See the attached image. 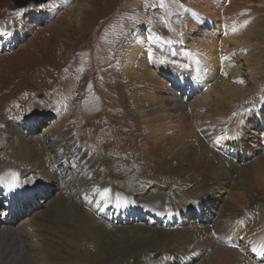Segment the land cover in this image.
Masks as SVG:
<instances>
[{"label":"bare ground","instance_id":"obj_1","mask_svg":"<svg viewBox=\"0 0 264 264\" xmlns=\"http://www.w3.org/2000/svg\"><path fill=\"white\" fill-rule=\"evenodd\" d=\"M240 1L189 0L184 5L177 3L179 12L184 15V27L182 30L176 29L173 37H169L170 34L167 31H164V37H161L155 29L147 30L143 26L130 23L127 31L119 40L118 54L112 63L116 71L115 97L119 96L120 99L121 92L126 95L124 105L120 104L121 114L126 120H129H127L129 123L137 124V129H140L142 136L146 138L144 152L147 153L148 150H151L156 155V159L170 171L178 174V179L184 184H189L194 180L189 172L194 171L202 175V184H204L202 188L197 187L198 191L195 190L200 194L197 197H192L194 200L190 199V201L182 203L179 208H173L179 209L180 213H178L167 211L163 205L154 203L149 197L136 198L129 194L125 195L113 186L101 189L99 178L97 179L94 175L95 172L90 170L91 167H86L85 160L82 159L83 156L77 155L78 150L72 144L69 151L76 158L71 157L68 150L64 152L62 160L57 159L60 157L59 150V155H54L57 164L53 167L60 172L61 176L64 175L63 182L60 180L58 186L54 184L57 190L59 187L58 196L61 195L62 185H72L73 181L80 182L85 190L87 188L90 191L100 192L101 197L98 202L101 205L100 213L108 215V222H111L112 216H115L121 228L113 234V237H110L115 240L113 249L111 240L106 239L109 230L102 228L104 225L98 224V219L92 213L73 201L62 202L67 207L51 204L46 210L54 220L55 225L52 227L50 235L53 238L34 231L32 227L34 224L44 226L41 220V223L31 222L27 218L26 224H24L25 227L30 226L29 236L38 241L39 237L46 238L47 242H36L39 248L36 247V250L41 252L43 260L50 264L51 261L52 264H73L72 255L76 253L79 245L76 240L82 233V228L88 227V229H92V235H89L100 240L104 245V254L112 261L119 254L123 256L136 255L137 250L158 248L159 245L161 248L176 243L173 246L176 248H172V253L148 264H168L173 260V255L180 259L178 264H195L191 256L199 255V259H201L199 264H225L221 260L225 251L230 254V256H226L228 264H255L244 251L240 241L246 236L243 233L244 230L251 232L249 235L251 240L259 238L261 231H264V229L256 231L257 228H264V205L262 203L257 207L252 205V207L246 208V214L243 213L245 210L240 206L245 208L253 204L260 194L264 197V90L261 85V75L264 72V17H262L261 11L253 12L254 15L246 20L241 13L245 11H241L238 16L236 13L242 7ZM244 4L250 5V1H245ZM69 6L71 9L82 5L72 2ZM246 11L248 14V9ZM215 13L217 14L214 15ZM38 15L41 16V13L38 12ZM222 17L231 20L232 23L224 22V38L218 39L220 34L212 28L208 30V25L217 23V18L220 20ZM240 18L244 22L241 27L239 25ZM200 28L204 29L201 32L202 35H200ZM236 28H241L242 33L244 31L241 39L237 36ZM20 32L22 29L18 28L17 32L12 31L4 36L8 38V43H15L19 41ZM192 34L197 37H190ZM192 40L198 44L195 45ZM172 47L171 56L176 55L177 52L180 54V57L175 61H171L168 56L164 55L167 49ZM183 51L189 53L190 61L183 57ZM239 57L245 58L247 63H241ZM178 71H180L179 75ZM169 78L181 82L171 83L174 87L179 88L181 94L184 93L183 97L181 96L183 100L176 89H173V92L168 95L160 94L162 84V88L169 89L165 84ZM161 79L162 82H160ZM158 83H161V86H158ZM196 91L199 92L196 97L191 95ZM243 108H245V112L242 116ZM212 113L216 116H213ZM51 117L60 118L61 114L53 112L45 114L41 118L45 120ZM219 117L222 118L219 119ZM235 118L240 119L237 132L235 129L221 126L222 122L226 124V121H233ZM196 119H198L195 126L197 133L190 123V120ZM30 121L36 122L37 117H29L21 122V125L24 124L28 131L35 132L34 130L41 123L30 126ZM213 121L217 124L219 122L220 125L210 128ZM47 129L45 128V130ZM64 133L66 135L68 131ZM25 139L22 137L24 151L30 155L31 162L35 167L44 170L37 172V175L48 184L47 174L54 172L52 166L50 169L46 168L45 160L49 161V158L40 159L41 155L35 149L37 146L34 147L32 142ZM60 139L55 140L57 142L54 145L59 147L64 142L66 146L68 139L65 138L62 141ZM204 139L208 142L209 147L203 142ZM241 156L245 160L248 159L246 165L238 166L232 163L233 159L244 160ZM68 163H70L69 166ZM79 164L82 168L79 167ZM34 170L37 169L34 168ZM29 175L30 173L24 169L23 172L16 169V173L12 175L13 178L0 177V191L4 195L3 200L8 203L4 209L0 210V233L8 228H14V225L23 219L17 217L18 213L25 210L23 200L29 195L33 199L32 191H36L40 187L37 186L40 184L39 181L36 184L30 183L32 177ZM86 182L90 184L84 186ZM225 186L232 188V197L236 200H228L231 195L226 197L219 195L218 197V193L212 195L209 192L211 189L225 188ZM49 188L53 189L49 184L43 187V189ZM201 191L204 192V195H201ZM64 196L60 199L63 200ZM212 199L219 200L220 208L216 207V210L211 208V212H204V204H207V209L208 204L214 202H208ZM111 203L115 205V208L104 211L105 207ZM211 206H216V204ZM189 208H194V212H191ZM8 211L12 215L10 220L6 214ZM183 212L186 214L184 217ZM26 213L32 214L31 211ZM148 213H153L157 219H161L164 226L148 229L145 221L149 216ZM239 215L247 219L244 223H250L249 229H245L244 225H239L240 223L236 219ZM194 217H196L194 220H189ZM41 218L43 217L41 216ZM186 221L189 222L190 227H187ZM70 222L72 225L69 224ZM212 235H228L233 238L232 241L226 239L224 247L220 244V249L210 251L206 257V252L200 253L203 251H198L194 256L196 249L208 247L207 243L212 239ZM57 240L58 242L62 241L64 247L61 251L62 262L58 261V263L55 261L58 259L59 253L51 254L49 243L54 241L52 243L57 244ZM22 243L26 245L25 250L26 247L29 248V252H23L22 249L17 264H29L30 257L32 258L35 253L33 252L35 245L31 242L26 244L24 239ZM262 243L260 241L261 245ZM2 250L4 248L0 247V262L4 255H2ZM186 251H189L188 254ZM132 264L140 263L134 261Z\"/></svg>","mask_w":264,"mask_h":264},{"label":"rangeland","instance_id":"obj_2","mask_svg":"<svg viewBox=\"0 0 264 264\" xmlns=\"http://www.w3.org/2000/svg\"><path fill=\"white\" fill-rule=\"evenodd\" d=\"M188 1L50 0L41 5L31 3L24 8H16L13 0H0V33H3L0 34V177L13 178L12 175L16 173V169L21 170V172L24 169L30 173L29 177H32L31 184L40 182L37 185L40 187L36 191H32L33 199L29 195L23 200L25 210L17 215V217L23 219L18 222L16 220L17 223L14 228H8L0 233V247L4 248L2 250L3 259H1L2 263L0 262V264L19 263L22 249L23 252H29L28 247L25 250L26 245L22 243L23 239L26 244L31 242V244L35 245L33 251L35 253L32 258L30 257L29 264H50L43 260L40 255L41 252L36 250V242H44L46 238L39 237L40 240L38 241L36 238L29 236L28 229L30 226H24L26 224L25 220L28 218L31 222L39 223L43 221L44 226L34 224L32 227L35 232L50 237L52 227L55 224L53 218L47 214V208L51 204L67 207L62 202L68 201H73V203L92 213L99 220H97L98 224H103L102 228L109 230L106 239H110L111 247L115 248V240L110 237H113V234L121 226L115 216H112L111 222H108V215L100 213L101 205L98 204L101 197L100 192L90 191L87 188L85 190L80 185V182L73 181L72 185H62L61 195L58 196L60 190L59 187L58 190L55 187L58 186L60 180L62 181L64 175L61 176L60 172L54 167L57 164V159L62 160L64 152L68 150V153H70L69 150L72 148V144L78 150L77 155L83 156L82 159L85 160L86 167H91L90 170L93 173L95 172L94 175L97 179L99 178L101 189L113 186L125 195L129 194L136 198L149 197L154 203L163 205L167 211L178 213H180L179 209L173 208H179L182 203H186L190 199L194 200L192 197H197L200 194L195 190H197V187L202 188L204 184H202V175L191 171L189 173L194 180L189 184H184L178 179V174L170 171L156 159V155L151 150H148L147 153L144 152L143 147L146 138L142 136L140 129H137V124L129 123V120L127 119V121L121 114L120 104L124 105L126 95L121 92L120 99L119 96L115 97L114 78L116 71L112 66L118 54L119 40L123 33L127 31L130 23L143 26L147 30L150 28L155 29L161 37H164L163 33L167 31L170 34L168 36L173 37L176 29L182 30L184 27V15L179 12L177 3L184 5ZM245 1H250V5H245ZM72 2L82 6H75L70 9L69 5ZM240 2L242 7L236 13L238 16L241 11H245L241 13H243L246 20L254 15L253 12L261 11L262 17H264V0H241ZM38 12L41 13V16L38 15ZM216 12L218 13V11ZM219 12L223 14V12ZM218 18L216 20L217 23L208 25V30L212 28L217 31L220 34L218 39H222L225 35V32H223L224 22L232 23V21L225 17L220 18V20ZM49 19L50 21H48ZM239 25L240 27L243 26L244 22L241 20ZM18 28L22 29L19 41L8 43L9 40L4 34L8 35L12 31L17 32ZM240 29L236 28L235 30L237 36L241 39L244 31L242 33ZM199 31L200 35H202L201 32L204 29L200 28ZM190 37L197 36L192 34ZM194 44L197 45L198 43L194 41ZM172 51L173 47L167 49L164 55L168 56L171 61H175L180 57V54L177 52L176 55L171 56ZM182 55L190 61L187 51H183ZM243 59L239 57L241 63H247L246 59ZM179 74L180 71H178ZM162 79L160 82H162ZM171 82L181 83L169 78L165 83L169 89L162 88L163 84L161 86V83H158L157 85L161 86L160 94L168 95L173 92V89H176L180 97L184 95ZM261 82L264 90V72L261 75ZM198 93V91L194 94L192 92L191 95L196 97ZM182 97L181 99L183 100ZM242 111L243 116L245 108ZM53 112L60 113L61 117H51L50 119L42 120L45 114ZM212 115L216 116L213 113ZM47 116L49 117V115ZM29 117H37L36 122L30 121V126L41 123L34 130L35 132L28 131L24 124L21 125V122ZM197 120H190L196 133ZM239 122L240 119L235 118L233 121H226V124L222 122L221 126L224 128L227 126L237 132L239 130ZM219 125V122L217 124L213 121L210 124V128L218 127ZM45 128L48 129L45 130ZM50 128L52 129L51 131ZM65 131H68V134L65 135ZM22 137L32 142L34 147L37 146L35 149L39 151L40 159L49 158V161L45 160L47 162L46 168L50 169L52 166L55 172L47 174L49 177L48 184L53 187L52 190L50 188L43 189L48 184L37 175V172H43L44 170L32 164L30 155L24 151ZM65 138L68 139L66 146L64 142L59 147L54 145L57 142L55 140L60 139L62 141ZM203 142L209 147L205 139ZM50 147L52 150L49 149ZM48 150L51 151L48 152ZM58 150L60 157L54 160V155H59ZM70 154L71 157L76 158L72 152ZM243 159H233L232 163L238 166L246 165L248 159ZM69 165L70 163H68ZM79 167L82 168L81 164H79ZM34 168L37 170L35 171ZM83 181L85 182V179ZM89 184L86 182L84 186ZM227 187L211 189L209 192L212 195H217L218 193V197L219 195L221 197L231 195L228 200H236L232 197V188ZM65 191L66 193H64ZM1 193L2 191H0V210L4 209L8 204L3 200L4 195ZM63 195L65 196L61 200L60 198ZM201 195H204L203 191H201ZM258 197L253 204L245 208L240 206L246 211L243 213L246 214V208L252 207V205L254 207H257L260 203L264 205L263 195L260 194ZM213 201L214 199L208 202L212 203ZM218 202V199L214 201L212 204H216V206L213 207L211 206L212 204H208L207 209V204H204V212L209 213L211 208L213 210H216V207L217 209L220 208ZM107 207H105L104 211L110 208L114 209L115 205L111 203ZM29 208L31 209L27 210ZM35 209L41 212L35 213ZM189 210L194 212V208H189ZM27 211H31L32 214L29 215V213H26ZM6 214H8L10 220L12 215L9 211ZM148 215L145 220L148 229L164 226L163 221L157 219L156 215L153 213H148ZM184 216H186L185 212H183ZM195 218L189 220H194ZM236 219H238L239 225H244L245 229L250 228V223H244L247 220L245 217L239 215ZM71 222L69 223L70 225H72ZM185 223H187V227H190L189 222L186 221ZM260 229L264 228H257L256 231ZM75 230L78 231V229ZM91 231L92 229H88V227L82 228V233L76 240L79 243L77 251L72 255L73 264H132L134 261L140 264H148L172 253L171 251L176 248H173L176 243L168 244V246L161 248L158 244V248L137 250L136 255L123 256L119 254L112 261L104 254V245L101 244L100 240L95 236L89 235H92ZM243 233L246 236L240 243L244 251L247 252L253 263L264 264V231H261L259 238H252L253 241L249 239L251 233L249 230H244ZM50 238L53 237L51 236ZM232 238L233 236L229 237L228 235H212V239L207 243L208 247L200 250L196 249L194 256L198 251H203L200 253L206 252V257V254L210 251L220 249L219 246L221 245L224 247L226 239L232 241ZM260 241L263 242L262 245ZM52 242L54 241L49 242L51 254L59 253L58 259L56 261L54 259V261L56 263L58 261L62 262L61 251L64 248L62 241L58 242L57 240V244ZM6 244L7 246H5ZM37 249L39 248L37 247ZM188 252L186 251L187 254ZM223 253L221 260L223 263L228 264L226 256H230V254H228V251ZM191 257L195 264H199L200 255ZM172 258L173 260L169 261L168 264L180 263V259L175 255Z\"/></svg>","mask_w":264,"mask_h":264},{"label":"water","instance_id":"obj_3","mask_svg":"<svg viewBox=\"0 0 264 264\" xmlns=\"http://www.w3.org/2000/svg\"><path fill=\"white\" fill-rule=\"evenodd\" d=\"M49 0H14V4L18 8H23L27 6L29 3L33 2L35 4H42Z\"/></svg>","mask_w":264,"mask_h":264}]
</instances>
